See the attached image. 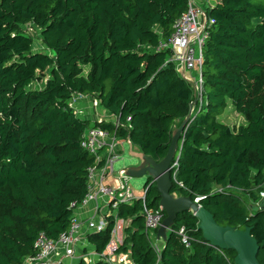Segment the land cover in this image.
Listing matches in <instances>:
<instances>
[{
	"label": "trees",
	"instance_id": "16d2710c",
	"mask_svg": "<svg viewBox=\"0 0 264 264\" xmlns=\"http://www.w3.org/2000/svg\"><path fill=\"white\" fill-rule=\"evenodd\" d=\"M186 8L187 0H0V264H23L39 233L56 239L68 228L70 204L87 192L88 168L103 163L81 145L89 127L158 161L191 103L171 191L199 198L219 225L248 227L264 264V209L252 210L242 196L259 200L264 186V0H218L206 8L201 103L167 59L171 51L156 50ZM26 23L40 29L52 55L32 50ZM78 95L95 98L115 120L80 116L70 103ZM228 104L246 123L221 119ZM143 190L145 204L157 208L155 182L146 180ZM141 211V199L115 208L116 218L128 220L117 253L131 264H235L236 252L210 245L188 211L157 251ZM106 221L86 236L98 253L115 217Z\"/></svg>",
	"mask_w": 264,
	"mask_h": 264
},
{
	"label": "built area",
	"instance_id": "2783aa9c",
	"mask_svg": "<svg viewBox=\"0 0 264 264\" xmlns=\"http://www.w3.org/2000/svg\"><path fill=\"white\" fill-rule=\"evenodd\" d=\"M217 1L187 0V8L174 21L171 35L167 39H160L156 48V50L169 49L171 51V55L167 59L175 63L176 70L183 78L192 82L194 93L198 96L200 103L202 48L209 35L208 26L211 23V20L206 17V8L213 6ZM119 139L106 129L94 126L84 132L81 139L82 147L95 155L96 162L103 159V163L88 168L87 192L79 202L70 204L72 216L68 228L62 231L56 239H50L44 233H39L34 242L35 254L26 257L25 260L44 263L59 251H62L65 256H73L74 247L80 241L82 228L85 226L90 232L101 231L106 226V218L113 215L115 224L110 234V240L105 249L100 253L96 252V255L109 264H130L126 254L117 253L118 246L121 244L120 233L123 230L122 219L116 218L115 212L119 202L130 203L135 199H141L145 231L150 232L159 227L165 217L162 207L160 205L157 208L148 207L144 202L145 190L141 196L137 197L129 184V177L121 169L115 168V163L121 157L118 153L122 148L119 146ZM177 159L178 157L172 163L173 169L177 165ZM109 177L111 181L107 180ZM261 196L264 197V193ZM101 199L105 200L107 208L104 213H100ZM90 201L97 203H95L90 216L83 219L80 211L87 207ZM177 232L181 236L182 243L189 247L190 240L185 234L184 228L180 227ZM154 248L159 250L156 245Z\"/></svg>",
	"mask_w": 264,
	"mask_h": 264
},
{
	"label": "water",
	"instance_id": "95a60500",
	"mask_svg": "<svg viewBox=\"0 0 264 264\" xmlns=\"http://www.w3.org/2000/svg\"><path fill=\"white\" fill-rule=\"evenodd\" d=\"M192 103L189 111L180 124L173 128L170 144L164 157L155 160L151 156L141 151H133L132 154L137 158V163L121 168L122 172L130 177L145 176L146 180L151 179L155 182L159 193L158 204L165 212V217L157 228V239L164 242L167 232L175 224L177 215L188 211L198 219V229L203 238L210 244L220 249H232L236 252L234 256L235 264H260L257 260L259 245L251 235L248 227L244 229L231 226L219 225L212 214L206 210L199 202V199H192L190 196H176L171 190L173 187L171 172L172 163L175 160L179 149V141L190 120ZM264 209V197L257 204L252 205V210Z\"/></svg>",
	"mask_w": 264,
	"mask_h": 264
},
{
	"label": "rangeland",
	"instance_id": "374dc122",
	"mask_svg": "<svg viewBox=\"0 0 264 264\" xmlns=\"http://www.w3.org/2000/svg\"><path fill=\"white\" fill-rule=\"evenodd\" d=\"M211 4H213V2H211ZM203 6H205L204 4H202ZM21 29L24 30L26 33H28L31 37H32V50L37 51V50H41L42 52H45L49 55H52V52L50 50H47L44 48L42 42H41V34H40V29L35 26L33 23H26L21 25ZM42 82H36L33 83L32 86L34 87H41L44 84H41ZM74 102L75 99L73 98L71 100V105L74 106ZM77 103V102H76ZM91 112H93L92 117L90 118L91 121L94 120H98L96 115H100V114H96L97 111L101 112L102 107L100 105L99 102H97L96 99L92 100L90 99L89 101V108ZM78 113L80 114V110L79 108H77ZM95 114V115H94ZM106 117V116H105ZM221 119L232 126H237L239 124H244L246 123V119L245 117H243L242 115L238 114L232 107L231 104H228V106L224 109V111L221 113L220 115ZM115 120V119H114ZM122 140V139H121ZM119 146L122 147L121 149H119L118 153L121 155V157L119 158V160L115 163V168L119 169L120 167H126L129 165H134L137 163V158L131 154V150L129 149V145L125 142L122 143V145L119 143ZM133 149L135 150L134 146ZM146 182V177L142 176V177H130L129 178V184L130 186L133 188L134 193L137 195V197L141 196L143 194V185ZM239 192V191H237ZM176 196L177 193L173 192ZM264 193V186L263 188L259 191V197L260 199H262L263 197L261 196V194ZM244 197V199L247 201L248 204H257L258 201L260 200H252L250 199L247 195H242ZM105 201V200H104ZM104 201L101 199L100 200V204H102L103 209H106V205L104 203ZM99 217V215H98ZM149 238L151 240H153V237H155L154 235V231H150L148 232ZM155 243L160 245L159 241L155 240Z\"/></svg>",
	"mask_w": 264,
	"mask_h": 264
},
{
	"label": "crops",
	"instance_id": "0c3cea01",
	"mask_svg": "<svg viewBox=\"0 0 264 264\" xmlns=\"http://www.w3.org/2000/svg\"><path fill=\"white\" fill-rule=\"evenodd\" d=\"M73 98L77 102V103L74 102V107L76 109L77 108L81 109L80 110L81 112L79 115L82 117L90 119L93 115V112H91L90 109H88L89 108V101L91 99L93 102V100L95 98L90 97V96H83V95L82 96L81 95L74 96ZM77 112H78V110H77ZM96 114H100L99 116L96 115L98 120L106 119V120L114 121V119H115L113 115L108 113L103 108H102L101 112L97 111ZM123 142H125L129 145V149L131 150V154L133 151H140V149L136 145L130 143V141L119 139V143L121 145ZM133 146H134L135 150L133 149ZM121 168H123V167H120L119 169H121ZM107 180L111 181V178L109 177V178H107ZM95 203H97V202L90 201L88 203V206L85 207L82 211H80V215L83 217V219H86L87 217L90 216V214L93 211L92 209L95 206ZM99 206L102 207V204H99ZM106 210H107V208L103 209V207H102L100 213H104ZM122 223H123V230L120 233L121 243H122L123 238H124V228L128 224V220L122 219ZM88 233H90V231H88L87 228L84 226L82 228L81 233H80V241L74 247L75 252H74L73 256H65L62 251H59V253L53 255L49 259V261H46L44 263H38V262H34V261L32 262V261L25 260L23 264H79L81 259L83 261H85L86 264H95L98 260H100V258H98V256L96 255L94 245L92 243H90L86 237ZM155 240L159 241L160 245L155 243ZM151 241H152L153 245H156L157 247H159V249L163 244L162 240L157 239L156 234H155V237H153V240H151ZM121 254H125V253H121ZM126 257L129 260V263L131 264L130 258H129L127 253H126Z\"/></svg>",
	"mask_w": 264,
	"mask_h": 264
}]
</instances>
